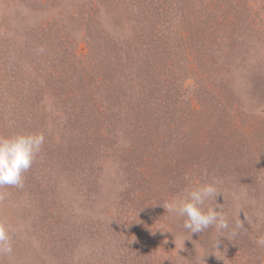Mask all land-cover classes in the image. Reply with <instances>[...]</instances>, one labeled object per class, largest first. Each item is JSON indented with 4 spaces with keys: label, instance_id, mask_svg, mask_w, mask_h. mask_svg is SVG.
Returning a JSON list of instances; mask_svg holds the SVG:
<instances>
[{
    "label": "rangeland",
    "instance_id": "obj_1",
    "mask_svg": "<svg viewBox=\"0 0 264 264\" xmlns=\"http://www.w3.org/2000/svg\"><path fill=\"white\" fill-rule=\"evenodd\" d=\"M21 132L45 143L0 189V264H264V0H0ZM212 181L244 224L219 249L163 205Z\"/></svg>",
    "mask_w": 264,
    "mask_h": 264
},
{
    "label": "clouds",
    "instance_id": "obj_2",
    "mask_svg": "<svg viewBox=\"0 0 264 264\" xmlns=\"http://www.w3.org/2000/svg\"><path fill=\"white\" fill-rule=\"evenodd\" d=\"M44 143L45 135L42 132H21L11 136H0V189L23 188L24 175L31 168ZM217 184L218 181L201 183L189 190L186 195L173 197L170 201L163 203L168 214L183 218V227L191 235L210 228L214 229L217 233L213 244L214 249H219L220 237H227L232 241V238L244 227L241 219H237L230 227L224 210L220 207L217 211L216 205L209 206V202L216 201V197L222 193ZM158 229L164 232L172 231L164 227ZM11 231V226L0 219V255L11 254L13 251ZM255 242L257 246L264 247V236L257 238ZM216 256L218 259H223L222 256Z\"/></svg>",
    "mask_w": 264,
    "mask_h": 264
}]
</instances>
